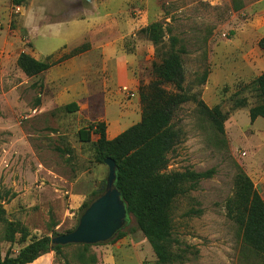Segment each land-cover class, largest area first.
I'll return each mask as SVG.
<instances>
[{"label":"rangeland","instance_id":"obj_1","mask_svg":"<svg viewBox=\"0 0 264 264\" xmlns=\"http://www.w3.org/2000/svg\"><path fill=\"white\" fill-rule=\"evenodd\" d=\"M151 22L165 40L176 38L188 97L172 115L178 140L166 171L207 172L171 203L170 264H262L225 204L239 170L264 200V118L251 121L248 112L258 102L252 81L264 71V0H0L2 257L72 229L101 187L107 166L95 156L97 134L82 141L78 130L103 122L107 137L139 121L140 89L159 63L140 32ZM20 52L53 65L28 76L16 64ZM199 101L226 115L223 132ZM70 102L76 110L66 109ZM122 230L117 239L51 250L38 264L152 263L133 216Z\"/></svg>","mask_w":264,"mask_h":264},{"label":"trees","instance_id":"obj_2","mask_svg":"<svg viewBox=\"0 0 264 264\" xmlns=\"http://www.w3.org/2000/svg\"><path fill=\"white\" fill-rule=\"evenodd\" d=\"M15 1L19 3L20 0ZM140 32L153 45L159 63L153 66L155 78L140 89L142 111L139 121L112 138L106 137L105 124L96 122L88 128H80L78 137L82 141H89L91 133L97 134L93 142L96 159L100 162L106 157L114 160L116 185L133 216L136 228L147 239L154 254L155 260L150 264H170L177 257L171 244V203L193 189L207 172L166 171L167 154L178 140L177 131L171 124L172 115L176 107L188 99L181 92L184 79L181 51L175 48L176 38L164 39L159 22L149 23ZM257 44L264 52V37ZM16 64L28 76L37 75L53 65L52 62L36 59L26 52L18 54ZM252 82L258 102L248 109L251 121L259 116L264 118V71ZM167 85L173 90L167 89ZM239 104L244 105V102L239 101ZM199 105L216 130L223 132L226 115L218 106L209 108L202 101H199ZM65 107L68 111L77 109L75 102ZM233 185V194L225 204L226 214L241 229L242 242L248 250L264 264V200L250 178L241 170L235 173ZM100 189L93 191L91 198ZM89 201L83 204V209ZM125 233L120 230L114 239ZM21 234L22 237L27 235L23 227ZM51 236L31 240L15 256L2 257L0 254V264H25L51 250L58 252L63 246L53 245Z\"/></svg>","mask_w":264,"mask_h":264},{"label":"water","instance_id":"obj_3","mask_svg":"<svg viewBox=\"0 0 264 264\" xmlns=\"http://www.w3.org/2000/svg\"><path fill=\"white\" fill-rule=\"evenodd\" d=\"M107 175L100 191L82 210L76 226L69 232L51 236L53 245H93L106 242L122 230L132 214L116 185V164L110 157L103 159Z\"/></svg>","mask_w":264,"mask_h":264},{"label":"crops","instance_id":"obj_4","mask_svg":"<svg viewBox=\"0 0 264 264\" xmlns=\"http://www.w3.org/2000/svg\"><path fill=\"white\" fill-rule=\"evenodd\" d=\"M121 132V131H120ZM116 134V131L111 133L110 136H107V138H112L114 135ZM49 252L42 254L41 256L37 257L35 260H33L32 262L29 263H25V264H38V260L39 259H44V261L49 259ZM43 257V258H42Z\"/></svg>","mask_w":264,"mask_h":264}]
</instances>
